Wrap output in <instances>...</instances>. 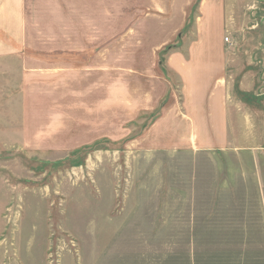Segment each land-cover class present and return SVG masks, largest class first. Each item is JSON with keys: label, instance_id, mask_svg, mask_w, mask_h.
I'll use <instances>...</instances> for the list:
<instances>
[{"label": "rangeland", "instance_id": "rangeland-1", "mask_svg": "<svg viewBox=\"0 0 264 264\" xmlns=\"http://www.w3.org/2000/svg\"><path fill=\"white\" fill-rule=\"evenodd\" d=\"M86 6L81 1L80 22ZM92 8L91 16L104 17ZM209 8L195 4L173 52L163 50L150 72L0 73V264H161L166 238L157 243L146 227L126 224L142 190L166 218L169 207L207 204L167 185L168 147L187 148L194 135L214 148L219 177L240 159L258 161L264 177V121L249 112L264 109V0L243 2L228 26L221 5ZM27 15L33 46L59 47L37 39L58 33L59 0H29ZM224 36L239 54L230 75L243 105L234 121L216 116L217 54L231 49ZM248 71L249 88L240 91Z\"/></svg>", "mask_w": 264, "mask_h": 264}, {"label": "crops", "instance_id": "crops-1", "mask_svg": "<svg viewBox=\"0 0 264 264\" xmlns=\"http://www.w3.org/2000/svg\"><path fill=\"white\" fill-rule=\"evenodd\" d=\"M28 1L0 0V73L150 72L149 66H160L157 57L163 50L173 52L165 48L179 37L197 2H209L211 10L221 5V25L228 26L237 18L243 2L250 0H81L89 9L83 22L79 18L80 0H59L58 33L35 35L40 41L55 40L59 46L56 49L33 46ZM92 5L104 17L91 16ZM222 44L227 45L224 38ZM232 48H221L217 54L221 60L215 69L216 116L224 121L238 118L243 105L233 90L235 79L230 75L236 73L232 59L239 56ZM208 53L201 50L198 55L210 56ZM249 80L248 71L239 79L238 89L249 88ZM249 112L254 120L264 121L263 108L254 107ZM198 137L194 135L193 145L187 148L168 147L171 163L167 185L179 194L185 192L184 198L189 193L191 200H206L207 204L169 207L167 219L162 207L154 209V197L152 207H148V200H144L147 191L142 190V204L130 215L135 220L126 226L132 221L139 223L146 227L143 233L154 234L157 243L166 238L169 250L161 264H264L262 165L240 159L238 168L230 169L231 173L221 178L214 148L198 145ZM240 150L229 151L242 158ZM159 213L165 219L157 223Z\"/></svg>", "mask_w": 264, "mask_h": 264}, {"label": "built area", "instance_id": "built-area-1", "mask_svg": "<svg viewBox=\"0 0 264 264\" xmlns=\"http://www.w3.org/2000/svg\"><path fill=\"white\" fill-rule=\"evenodd\" d=\"M224 41L227 43V46H228L229 48L234 47V43H233V41L230 39L229 36H224Z\"/></svg>", "mask_w": 264, "mask_h": 264}, {"label": "trees", "instance_id": "trees-1", "mask_svg": "<svg viewBox=\"0 0 264 264\" xmlns=\"http://www.w3.org/2000/svg\"><path fill=\"white\" fill-rule=\"evenodd\" d=\"M170 46H171V45H168V46H166V48H165V49H168Z\"/></svg>", "mask_w": 264, "mask_h": 264}]
</instances>
